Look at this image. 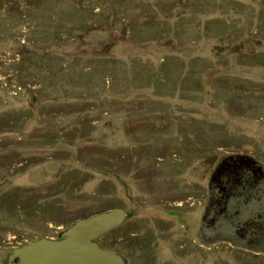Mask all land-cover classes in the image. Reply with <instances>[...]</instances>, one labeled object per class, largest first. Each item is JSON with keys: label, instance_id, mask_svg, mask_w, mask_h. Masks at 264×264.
Instances as JSON below:
<instances>
[{"label": "rangeland", "instance_id": "374dc122", "mask_svg": "<svg viewBox=\"0 0 264 264\" xmlns=\"http://www.w3.org/2000/svg\"><path fill=\"white\" fill-rule=\"evenodd\" d=\"M234 152L264 166V0H0V264L113 208L127 264H264L199 237Z\"/></svg>", "mask_w": 264, "mask_h": 264}, {"label": "water", "instance_id": "95a60500", "mask_svg": "<svg viewBox=\"0 0 264 264\" xmlns=\"http://www.w3.org/2000/svg\"><path fill=\"white\" fill-rule=\"evenodd\" d=\"M121 208L81 217L57 237L42 236L12 247L6 264H127L97 238L120 225ZM204 245L229 242L264 253V166L249 154L234 152L215 167L199 224Z\"/></svg>", "mask_w": 264, "mask_h": 264}, {"label": "trees", "instance_id": "16d2710c", "mask_svg": "<svg viewBox=\"0 0 264 264\" xmlns=\"http://www.w3.org/2000/svg\"><path fill=\"white\" fill-rule=\"evenodd\" d=\"M97 241L104 247H110L112 248L113 246L110 245L107 240H106V233L101 235L100 237L97 238Z\"/></svg>", "mask_w": 264, "mask_h": 264}]
</instances>
